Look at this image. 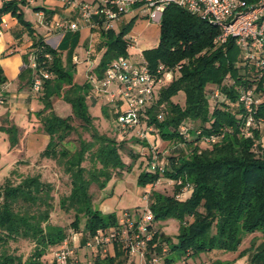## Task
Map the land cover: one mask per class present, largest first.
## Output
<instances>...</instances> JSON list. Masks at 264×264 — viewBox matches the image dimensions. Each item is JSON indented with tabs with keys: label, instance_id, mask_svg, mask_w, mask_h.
Listing matches in <instances>:
<instances>
[{
	"label": "trees",
	"instance_id": "1",
	"mask_svg": "<svg viewBox=\"0 0 264 264\" xmlns=\"http://www.w3.org/2000/svg\"><path fill=\"white\" fill-rule=\"evenodd\" d=\"M20 4H25V0L2 2L0 22L3 14L10 13L32 38L36 68L29 67L28 53L24 54V67L18 75L20 81L31 87L35 74L40 71L49 74L42 79L38 95L45 104L38 116L49 137L40 156L55 160L69 176V193L58 203L65 212L73 213V220L67 227L49 222L53 187L38 174L22 177L16 184L6 179L0 185V264H16L19 260L4 248L9 241L19 238L34 243L31 256L23 264H42L41 258L68 238V228L79 231L81 219H84L81 244L97 229L121 226L119 214H104L94 206L90 187L93 184L103 187L115 170H130L132 164L126 165L121 158L122 143L101 134L94 125L87 103L92 95L91 85L87 81L73 83L75 66L61 57L59 49L63 47H69L70 56L76 35L66 37L57 48L51 47L34 34L23 18ZM45 13L50 15V12ZM133 18L118 33L113 28H98L102 54L93 68L98 78L113 59L128 55L124 37ZM219 33V26L213 22L170 4L159 20L157 45L142 51L149 69L164 65L177 70L173 79L158 89L142 117L145 125L152 127L151 133L175 143L176 152L169 157L163 174L148 169L138 176L142 186L153 185L162 176L175 182L172 194L155 188L146 192L147 206L152 213L151 221L146 224L151 233V239L146 242L147 259L163 256L165 262L172 263L175 253L176 258H193L203 252H235L245 235L256 231L264 233V145L260 130L264 125V74L258 79L253 67L239 65L242 57L233 38L219 43L215 40ZM5 80L0 67V83ZM246 89L261 98L254 106V121L248 136L244 133L245 113L239 101L241 91ZM215 91L218 95L214 97ZM179 92L184 94L183 105L172 99ZM53 96L62 97L71 105L70 115L61 117L53 111ZM119 103H107L101 107L102 113L110 117L109 110L117 109L112 114L117 118ZM74 118L80 120L81 132L78 145L70 148L65 143L77 129ZM181 124L187 126L186 136L179 130ZM7 132L10 144L14 145L16 127L11 125ZM82 133L88 138L82 137ZM210 135L217 140L204 142ZM135 137L136 142L148 144ZM200 143L207 146L201 148ZM185 147L189 151L186 152ZM186 183L191 184V193L184 199L176 198ZM170 218L179 223L176 242L158 227L159 221ZM113 245L122 251L118 243ZM163 248L171 255L166 256ZM256 249L249 260L264 261V241ZM94 251L93 264H115L114 256L102 252L101 248ZM209 264L224 263L216 259Z\"/></svg>",
	"mask_w": 264,
	"mask_h": 264
},
{
	"label": "rangeland",
	"instance_id": "2",
	"mask_svg": "<svg viewBox=\"0 0 264 264\" xmlns=\"http://www.w3.org/2000/svg\"><path fill=\"white\" fill-rule=\"evenodd\" d=\"M129 20L130 19L127 20L123 17L121 20L113 22L112 28L114 32L118 33ZM158 26L159 24L157 20L149 23L147 20V15L142 13L131 20L130 28L125 36H133L137 38L135 48H139L140 46H142L144 49L152 48L156 46L158 41ZM0 28L1 31H5L4 27ZM99 44V33L98 31H94L91 38H88V46L91 58L87 61H79L76 63V66L72 72L73 83L83 84L85 81L88 83L92 81L91 79H87L88 71L86 70L89 69L90 66L95 68L98 64L102 54V49L100 48ZM67 51L68 50L62 49V52L65 55L67 54ZM82 52L84 53V51ZM130 52H132L129 56L130 61L135 63L143 61L137 50H131ZM3 63L4 62H2V64ZM17 81L20 82L18 76ZM5 82H8L7 78ZM1 97L2 96L0 95V98ZM172 99L174 102L183 105V92H179L177 95L172 97ZM87 103L89 112L94 117L93 123L97 127L98 131L101 134L114 137L118 142H121V158L126 165L129 163L132 164L130 170H115L114 175L105 181L103 187H97L94 184L90 187V191L93 193V204H97L104 198L115 196L116 210L118 213L125 209L133 212L144 197L146 198L145 202L147 203V193H149L154 188L161 190L164 193L172 194L174 181L163 176L160 177L153 185L142 186L138 183L139 174L144 170H148L147 163L150 160V156L147 158L146 156L139 154V152L142 148H150L149 150H152L151 152L157 157L158 163L165 167L168 166L170 162L169 157L176 154L174 151L175 143L161 140L156 133L151 132L146 134L148 140L143 141L144 143L148 141V144H143L140 141L136 142L134 130H124L117 128V119L112 115L117 111V109L109 110L110 117H106L102 113L101 107L107 103H109V105L113 104V102H107L106 97L103 95H96L94 98L93 96L87 98ZM114 103L117 104L116 101H114ZM24 106L25 105L22 104V101L19 97L16 98V100L9 98L6 101L4 100L3 103H0V114L4 118V120L3 118L0 119V185H2L6 179H10L12 183L16 184L22 177L38 174L41 180L50 182L53 187L51 192L53 196V208L50 212L49 222L67 227L68 224L73 220V213L65 212L62 208H60L58 201L62 196H65L69 193V176L64 172L62 166L59 165L55 160L42 158L40 156V153L45 148L49 139L48 135L43 130L40 117L38 116V112L43 110L45 104L39 98V96L33 95L31 102L28 107H26L25 111L23 110ZM51 106L53 111L61 117H66L71 114V105L62 97L53 96ZM11 107L16 109V112L15 110L11 111ZM124 108L125 103L120 104V111ZM8 119L9 122L7 121ZM73 124L77 129L70 134L65 143L70 148L78 145V134L81 132L80 120L74 118ZM11 125H14L17 129L16 143L14 145L10 144V138L7 132V128ZM260 130L261 133L264 134V125H261ZM133 133L135 136H133ZM82 137L88 138V135L86 133H82ZM206 146L207 145L200 143L201 148ZM185 149L186 152L189 151L188 147H185ZM132 156H134L135 160H132ZM160 174H163V172ZM187 194L188 190H185V195ZM146 203L143 204V206L138 207V215L140 214L143 216ZM133 213L136 212L134 211ZM170 219L178 223L176 219ZM176 223L170 222L167 219L166 222H163L162 224V227L166 231V234H168V236L172 239V242H176L177 229L179 227ZM83 228L84 219L80 220L79 231L76 232L72 228H68L70 232L67 241L69 247L72 250L71 255H73V257H80L81 262L85 264V261H87L89 258L88 255H85L90 254V248L85 246L84 243L81 244L78 242L82 236ZM263 241L264 233L256 231L252 234L245 235L238 250L235 252H203L199 254V256L193 258H176L177 254L175 253L173 254L175 259L172 263L165 262L163 256H154L156 260H152L153 258L147 259L145 253L146 251H149L147 245L144 249V256H137L144 261V264H157L159 262L161 264H207L216 259L225 262L228 261L231 262V264H236V262L241 263L242 261L245 262L249 260L252 253L257 250L256 247ZM33 246V242L19 238L17 240L9 241L4 248L9 254L14 255L17 257V259H19L17 260L16 264H23L26 259L31 256ZM51 253L52 252L49 250L48 253H46L41 258L42 264H52ZM68 264L78 263H76L71 257L68 260ZM127 264H140V261L139 259L135 261L128 260Z\"/></svg>",
	"mask_w": 264,
	"mask_h": 264
},
{
	"label": "built area",
	"instance_id": "3",
	"mask_svg": "<svg viewBox=\"0 0 264 264\" xmlns=\"http://www.w3.org/2000/svg\"><path fill=\"white\" fill-rule=\"evenodd\" d=\"M9 0H0L5 2ZM64 6L72 9L76 14L74 21L58 19L53 25L59 29L77 30L83 26L90 29L112 28V23L121 20L123 17L132 15L137 17L145 13L150 22L158 21L166 6L173 4L181 7L199 17H202L220 28L216 37L219 43H225L231 37L240 51L242 60L241 66L253 67L256 70L258 79L264 74V0H93L91 2L81 0H59ZM35 0H25V3L34 4ZM41 20L44 16L39 13ZM127 50L134 48L137 38L125 36ZM49 45V44H48ZM48 56V55H47ZM28 65L36 68L35 53L31 50L28 53ZM177 70L167 69L164 65H158L151 70L144 61L132 62L129 55L118 56L113 59L104 70L102 77L98 78L92 69L88 71L87 79L90 82L92 92L95 95L106 97L107 102L125 103V108L117 116V126L124 130H134L140 140H148L147 133L153 129L146 126L142 117L145 110L154 101L155 95L161 87L169 83ZM49 76L48 72L40 71L35 74L31 92L39 95L42 79ZM215 91L213 96H217ZM261 100L255 92L250 89L241 91L239 101L244 108L246 136L250 135V127L253 124V112L255 104ZM4 99L0 98V103ZM180 132L186 136L187 126L181 124ZM217 140L216 136L210 135L204 142L210 143ZM148 142V141H147ZM150 147V146H149ZM150 149V148H149ZM142 148L139 154L150 156L148 169L151 171L163 172L164 167L157 161V157L149 150ZM175 183V182H174ZM181 184V181H177ZM185 190L188 194L185 195ZM191 185L184 184L176 198L184 199L191 193ZM146 199V198H145ZM143 216L136 215L130 211L119 213L121 226L100 228L90 236L85 246L90 249L101 248L106 252L107 248L118 243L123 252L128 256H144V249L147 240L151 239V233L146 229V224L152 219V213L147 203L144 207ZM133 214V216H132ZM138 216V217H136ZM133 217V218H132ZM136 221V225L134 222ZM68 238L57 246L51 253V262L54 264H68L72 250L68 245ZM152 260H156L153 258Z\"/></svg>",
	"mask_w": 264,
	"mask_h": 264
},
{
	"label": "crops",
	"instance_id": "4",
	"mask_svg": "<svg viewBox=\"0 0 264 264\" xmlns=\"http://www.w3.org/2000/svg\"><path fill=\"white\" fill-rule=\"evenodd\" d=\"M17 1H20V0H17ZM81 1L91 2L93 0H81ZM1 4L2 3L0 2V5ZM35 8H40V10L37 11ZM20 9L22 11L24 20L27 21L33 28L34 34H36L37 36H41L43 40L53 48H57L59 44L61 43V41L64 40L69 35H72V36L76 35L77 40L71 50L70 56H68V51L66 55L62 52V49L68 50L69 47H63L62 49H59L61 52V57L63 61H66L69 59V61L73 63L74 66H76L77 62L87 61L91 58L90 50L88 46V38H91L92 33L94 31H98V28L90 29L88 27L83 26L74 31L68 30V29L63 30V29L56 28L53 25V22L55 20L66 19L67 21H74L76 19L75 12L72 9L64 6L59 0H35L34 4H28V3L20 4ZM45 11L50 12V15H47ZM39 13L43 14L44 16L43 20H41ZM124 18H126L127 20L131 19L132 15H128ZM148 22L151 23L150 21ZM0 27H4V30H5V31H1V28H0V66L3 70L4 76L8 80V82H4L0 84V95L4 97L3 99L5 101L9 98L16 100V98L19 97L20 100L22 101V104L25 105L23 108V110L25 111L26 107H28V105L31 102V98L33 94L31 92L30 86H27L23 80L20 82L17 81V76H18L19 70L21 71V69L24 67L22 56L31 51L32 38L27 34V31L24 29V27H22L18 23V20L14 16H12L10 13H6L1 16ZM158 30H159V26H158ZM99 38H100V35H99ZM68 46H70V44ZM131 50L132 51L137 50L138 54L143 59L142 51L144 50V48H142V46H140L139 48H135V47L129 48L127 50L129 56L132 53L130 52ZM82 51H84V53ZM2 62L4 63L2 64ZM93 68L94 67H91V66L89 67V69H92V70ZM89 69H87L86 71H89ZM91 96H93L94 98L96 95L92 92ZM10 110L11 111L15 110L16 112V109L12 107L10 108ZM2 118L3 116L0 114V119ZM7 121L9 122V119ZM261 141H262V144L264 145V134H262ZM145 203L146 202H145V197H144L143 200L140 201L138 206L134 209V211L136 212V215H138L137 213V211H139L138 207L143 206V204ZM94 206L100 212L104 214L111 213V212H115L117 215L119 214L116 210L117 208H116L115 196L104 198L101 201H99L97 204H94ZM168 220L170 222L176 223L175 221L171 219H168ZM163 222H166V220L159 221L158 227L165 235L168 236V234H166V231L162 227ZM176 224L179 226L178 223ZM78 242L80 241L78 240ZM163 251L166 252V256L171 255L169 252L166 251V248H163ZM105 253H108L110 256H114L115 264H127L128 260L135 261L137 259H139L140 264H144V261L141 260L137 255L128 256L114 245H110L108 247V250ZM87 255L89 258L88 260L86 259L87 261H85L86 262L85 264H93L94 255H95L94 249H90V254H86L85 256ZM71 257L73 258V260H75L76 263L83 264L81 262L80 257L79 258L73 257V255H71ZM223 263L231 264V262H228V261L227 262L223 261ZM157 264H161V263L159 262ZM236 264H264V261L247 260L245 262L242 261L241 263L236 262Z\"/></svg>",
	"mask_w": 264,
	"mask_h": 264
}]
</instances>
